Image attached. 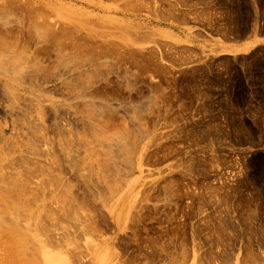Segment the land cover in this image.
Segmentation results:
<instances>
[{"label": "rangeland", "instance_id": "374dc122", "mask_svg": "<svg viewBox=\"0 0 264 264\" xmlns=\"http://www.w3.org/2000/svg\"><path fill=\"white\" fill-rule=\"evenodd\" d=\"M0 190V264H264V0H0Z\"/></svg>", "mask_w": 264, "mask_h": 264}, {"label": "bare ground", "instance_id": "6f19581e", "mask_svg": "<svg viewBox=\"0 0 264 264\" xmlns=\"http://www.w3.org/2000/svg\"><path fill=\"white\" fill-rule=\"evenodd\" d=\"M20 187H21V186H20ZM20 189H21V188H20ZM0 191H1V190H0ZM21 191H22V189H21ZM21 191H20V194L22 195ZM1 192H4V193H5V191H1ZM13 193H14V192H13ZM13 193H11V194L9 193V195H13ZM18 193H19V192H18ZM1 195H2V194H1ZM14 195H15V194H14ZM16 195H18V194H16ZM21 195H19L20 198H21ZM3 196H4V195H3ZM7 197L10 198L11 196L9 197V196L7 195ZM15 197H16V196H14V198L12 197L11 199H15ZM17 197H18V196H17ZM17 197H16V199H18ZM0 198H1V197H0ZM5 198H6V197H5ZM0 200H2V199H0ZM10 201H11V200H10ZM16 201H19V202H20L21 200L18 199V200H16ZM16 201H15V202H16ZM8 202H9V201H8ZM11 202H12V201H11ZM21 202H22V201H21ZM12 203H14V201H13ZM14 204H16V203H14ZM21 205H22V204H21ZM16 206H17V205H16ZM16 206L13 205V208H15ZM19 206H20V205H19ZM16 209H18V207H17ZM9 212H12V211H9ZM12 214H13V213H12ZM10 215H11V214H10ZM14 215H15V214H14ZM12 216H13V215H12ZM0 217H1V216H0ZM13 217H14V216H13ZM34 217H35V216H34ZM15 218H16V217H15ZM0 220L2 221V218H0ZM35 220H36V219H35ZM1 221H0V222H1ZM15 221H16V220H15ZM3 225H5V224H3ZM3 225H2V226H3ZM12 225H13V224H12ZM12 225H11V226H12ZM5 226H6V225H5ZM7 226H9V225H7ZM11 226H10V227H11ZM10 227H9V228H10ZM0 228H1V226H0ZM11 228H12V227H11ZM11 228H10V229H11ZM13 228H15V227L13 226ZM2 229H6V227L1 228L0 230H2ZM10 229H9V230H10ZM9 230H7V231H9ZM13 230H14V229H13ZM13 230H12V232H13ZM3 231H4V230H3ZM15 231H16V230H15ZM7 233H8V232H7ZM9 233H10V236L8 235V236H9L8 239L10 238V241H11V243H12V241L14 242V240H11V238L13 237V236H12L13 233H12V235H11V231H10ZM9 233H8V234H9ZM14 233L17 234L18 232H14ZM19 233H20V232H19ZM19 233H18V234H19ZM21 233H22V232H21ZM21 233H20V234H21ZM16 234H15V235H16ZM15 235H14V236H15ZM22 235H23V233H22L21 235L17 236V237H19L20 239L22 238L20 241L23 240V242H21V243H25V244H26V242H27V239H26V238H27L28 236H27V237H25V236L28 235V234L25 235V233H24V235H25V236H24V237H25L24 239H26V242L24 241ZM11 236H12V237H11ZM12 239H13V238H12ZM16 239H17V238H16ZM16 239H15V240H16ZM4 242H5V241H4ZM4 242H3V243H4ZM7 242H8L7 244H9V245L11 244V243L9 242V240H8ZM18 242H19V241H18ZM19 243H20V242H19ZM5 244H6V243H5ZM12 244H17V242H16V243L14 242V243H12ZM25 244H24V245H25ZM18 245H19V244H18ZM18 245H15L14 247H12L13 245L10 246L12 249H10V248L8 247V248L10 249V251H9V249H7V251H9V252L12 251V252H14L17 248H20ZM20 245H21V244H20ZM24 245H23V246H24ZM3 246H4V244H3ZM24 247H25V246H24ZM26 247H27V246H26ZM34 247H36V245H35ZM3 248H4V247H3ZM14 248H15V250H14ZM22 248H23V247H22ZM22 248H21V249H22ZM21 249H19L18 252H19ZM27 249H28V248H27ZM29 249H30V248H29ZM29 249H28V250H29ZM34 249H36V248H34ZM4 250L6 251V246H5V249H4ZM23 250H24V249H23ZM36 250H37V249H36ZM18 252H16V253L18 254ZM27 252H28V251H27ZM21 253H22V251H21ZM17 254H15V252H14V255H15V256H16ZM24 254H25V252H24ZM19 255H20V254H19ZM17 256H18V255H17ZM20 256H21V255H20ZM22 256H23V255H22ZM22 256H21V258H22ZM9 257H10V256H9ZM13 257H14V256L12 255V258H13ZM18 257H19V256H18ZM18 257H17V258L15 257V258L18 259ZM15 258H13V259H15ZM21 258H20V259H21ZM10 259H11V257H10ZM13 259H12V260H13ZM20 259H18V260H20ZM18 260H17V261H18ZM13 261H15V260H13ZM13 261H12V264H13ZM8 263H9V262H8ZM15 263H17V262H14V264H15ZM22 264H23V263H22Z\"/></svg>", "mask_w": 264, "mask_h": 264}]
</instances>
